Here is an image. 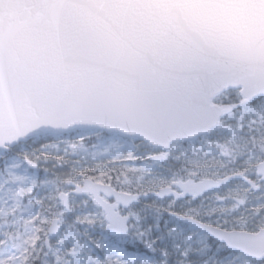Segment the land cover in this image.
I'll return each instance as SVG.
<instances>
[{"label":"snow or ice","instance_id":"snow-or-ice-1","mask_svg":"<svg viewBox=\"0 0 264 264\" xmlns=\"http://www.w3.org/2000/svg\"><path fill=\"white\" fill-rule=\"evenodd\" d=\"M0 264H264V0H0Z\"/></svg>","mask_w":264,"mask_h":264},{"label":"rangeland","instance_id":"rangeland-1","mask_svg":"<svg viewBox=\"0 0 264 264\" xmlns=\"http://www.w3.org/2000/svg\"><path fill=\"white\" fill-rule=\"evenodd\" d=\"M41 175H43V171L41 172ZM60 175H63V173H61V172H55V175L54 176H52V177H50V179H54L55 178V176H60ZM42 182V181H41ZM154 201L152 200V202H150V203H153ZM147 203V202H146ZM149 203V204H150ZM143 205H141V207H142Z\"/></svg>","mask_w":264,"mask_h":264}]
</instances>
